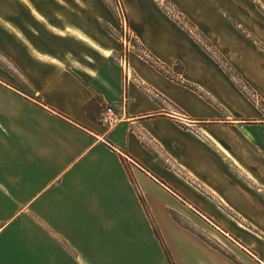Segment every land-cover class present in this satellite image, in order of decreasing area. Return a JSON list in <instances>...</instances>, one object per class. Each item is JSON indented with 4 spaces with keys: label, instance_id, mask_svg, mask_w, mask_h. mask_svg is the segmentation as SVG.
I'll list each match as a JSON object with an SVG mask.
<instances>
[{
    "label": "crops",
    "instance_id": "0c3cea01",
    "mask_svg": "<svg viewBox=\"0 0 264 264\" xmlns=\"http://www.w3.org/2000/svg\"><path fill=\"white\" fill-rule=\"evenodd\" d=\"M15 1L40 29L34 38L15 27L0 4L9 31L0 27V49L12 60L0 64V264H106L119 246L134 260V241L152 237L145 216L175 211L203 217L264 264L261 10L246 16L247 0H170L257 104L157 0L124 7L139 49L164 64L165 75L148 65L153 95L136 51L127 82L107 38L56 24L43 0ZM105 105L120 125H101ZM205 216H225L240 241Z\"/></svg>",
    "mask_w": 264,
    "mask_h": 264
},
{
    "label": "rangeland",
    "instance_id": "374dc122",
    "mask_svg": "<svg viewBox=\"0 0 264 264\" xmlns=\"http://www.w3.org/2000/svg\"><path fill=\"white\" fill-rule=\"evenodd\" d=\"M157 1L161 2V0ZM43 2V9L56 24L61 25L65 22L79 24L89 31L104 36L103 38H107L112 44L118 46L120 55L117 57V62H119L121 57L125 56L129 63L130 51H136L140 57L143 56L142 58L146 63L145 87H149L150 94H155L154 91L156 90L148 84L153 83L155 79L148 65L165 75L164 64L152 53L148 54L145 52L144 55L137 46L135 39L132 38L131 33L125 38L120 12L124 11L126 27L129 30L125 12V2L128 3V0H43ZM163 2L164 4L162 2L160 4L164 11L188 30L209 56L225 72L231 75L239 87L252 99L251 89L243 81V78L234 72L230 61L212 45L204 33L195 28L193 23L179 10L175 3L170 0H163ZM0 4L5 9L6 14L15 21V23L11 22L12 25L15 27L18 25L36 38V32L40 28L36 27V24L29 18L28 12L19 3L15 0H0ZM247 5L246 16L250 14L249 10L256 11L258 8L264 14V0H247ZM0 27L2 28L1 30L6 29L8 31L1 21ZM40 43L43 46H47L46 43L48 42L42 39ZM48 48L61 49L62 45L50 44ZM11 62V56L0 49V64L8 66ZM129 66L131 67L130 63ZM161 68H163V71ZM167 75L172 77L168 72ZM149 217H152L151 222L145 216V228L146 225H150L152 237L150 236L149 239V232L145 230V245L138 247L137 241H134L132 246L134 260H131L130 256L123 252L119 246V253L115 262L106 264H259L258 261L245 254L235 241L223 235L215 226L209 225V222L205 221L203 217L200 218L192 214L180 215L176 211L172 214H157ZM205 217L209 219L214 217L215 219L212 218L211 220L236 240H239V236L243 235L237 226L228 221L225 216ZM233 221L238 222L236 219ZM248 221L254 222L251 218H248ZM120 254H125L126 257L121 258Z\"/></svg>",
    "mask_w": 264,
    "mask_h": 264
},
{
    "label": "built area",
    "instance_id": "2783aa9c",
    "mask_svg": "<svg viewBox=\"0 0 264 264\" xmlns=\"http://www.w3.org/2000/svg\"><path fill=\"white\" fill-rule=\"evenodd\" d=\"M161 2H162V4H164L163 0H161ZM165 7L168 8L167 6H165ZM120 15L119 16L123 22L122 26L124 27V35H125V38H127L130 34V31L126 27L127 23H126V20L124 19V15H125L124 11H121ZM143 53L145 55V52H143ZM142 57L143 56H141V58ZM119 64L123 67L127 82H129L131 80V69H130L129 63L127 62V59L125 56L120 58ZM251 98L257 104H259V98L256 96L255 93L252 92ZM123 104H124V100H123ZM99 121H100L101 125H103L106 128L111 129V128H114V127L120 125L123 121V118H122L121 113H119V111L117 110V108L114 105H105V106H103V108L101 110Z\"/></svg>",
    "mask_w": 264,
    "mask_h": 264
},
{
    "label": "trees",
    "instance_id": "16d2710c",
    "mask_svg": "<svg viewBox=\"0 0 264 264\" xmlns=\"http://www.w3.org/2000/svg\"><path fill=\"white\" fill-rule=\"evenodd\" d=\"M161 70L163 71V68H161ZM165 73V72H164Z\"/></svg>",
    "mask_w": 264,
    "mask_h": 264
}]
</instances>
